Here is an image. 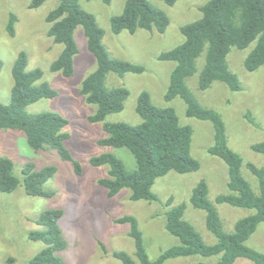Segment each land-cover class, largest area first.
Instances as JSON below:
<instances>
[{
  "label": "rangeland",
  "instance_id": "rangeland-1",
  "mask_svg": "<svg viewBox=\"0 0 264 264\" xmlns=\"http://www.w3.org/2000/svg\"><path fill=\"white\" fill-rule=\"evenodd\" d=\"M210 1L182 0L169 6L159 0H151L154 6L170 17V26L164 34L144 30L135 35L129 32L114 34L112 18L123 13L127 0H113L111 5H105L103 0H82L81 6L96 16L106 33L104 44L114 57L146 68L143 74H127L124 77L109 75L108 86L125 87L130 91V97L124 111L110 115L107 121L141 124L143 119L136 107L140 95L148 92L155 106L174 108L181 124L193 129L192 155L200 162V171L190 174L171 172L157 180L153 192L164 204L171 198L175 206L186 204L185 219L206 244L215 245L218 239L207 228V213L191 204L193 190L201 181L208 183L209 199L217 206L227 233H233L236 223L255 211L217 203L220 195L230 193V178L228 165L209 153L215 144L214 125L210 121L189 117L182 98L166 101L171 75L177 64L158 59L160 54L185 41L181 27L201 20L203 14L200 9ZM32 2L0 0V60L4 63L0 75V103H10L14 86L13 67L19 54L26 52L29 57L28 70L41 68L45 73L42 82H48L58 92L55 99H43L30 105L28 111L32 114L53 112L69 120L65 132L70 135V139L66 147L74 159L81 163L83 173L77 175L73 163L62 160L55 151L33 150L24 132L0 131V158L14 162L15 173L22 181L23 169L28 163H35L39 169L52 165L58 168L55 177L46 184V190L56 192L53 198L29 196L23 183L13 193L0 192V264H31L46 245L31 241L29 235L40 229L36 220L41 214L55 209L65 211L60 225L68 242V248L62 254L68 264H123L114 257L116 252H127L135 257V243L129 236L130 226L116 222L127 215L138 219L149 256L156 260L164 251L180 244V240L166 229V209L163 204L133 202L129 189L110 199L107 190L99 185L101 179L108 177L110 168H97L91 164L94 157L113 153L124 162L127 170L137 169L136 159L128 149L99 145L100 140L107 137L105 122L92 123L89 120L97 113L98 107L89 104L81 95V90L84 80L96 70L97 60L88 49L84 32L80 29L76 36L81 52L76 57L75 75L67 78L52 72L51 66L64 47L55 44L49 37L47 17L58 6L59 0H48L37 9L30 8ZM12 14L18 18L15 36H11L7 29ZM254 47L255 43L245 50L233 48L228 56L229 68L239 77L242 91L234 92L223 82H215L206 91L199 89L206 53L198 60V72L187 80V85L204 107L217 111L223 117L229 146L242 157V174L259 195V180L248 168L250 163L264 168V154L252 150L254 145L264 141V67L254 72L245 67V61ZM248 115L255 119L258 127L251 123ZM248 246L264 253V224L258 227ZM220 258L194 255L170 259L165 264H217ZM235 264L254 263L249 259H239Z\"/></svg>",
  "mask_w": 264,
  "mask_h": 264
},
{
  "label": "trees",
  "instance_id": "trees-1",
  "mask_svg": "<svg viewBox=\"0 0 264 264\" xmlns=\"http://www.w3.org/2000/svg\"><path fill=\"white\" fill-rule=\"evenodd\" d=\"M48 0H33L31 9L40 8ZM82 0H59L58 6L48 15L49 37L55 44L62 45L63 51L52 64L51 71L71 78L76 73V57L80 54L77 32L81 29L87 39L88 49L96 57L97 68L83 82L81 95L98 111L89 118L90 122H105L107 137L100 140L101 147L125 148L135 157L137 169L127 170L124 162L113 153L94 157V167L108 166V177L99 185L105 188L110 199L116 198L123 190L131 191L133 202L147 201L161 203L166 209V229L180 240V244L164 251L158 259L149 256L144 233L135 216L127 215L118 219L119 224L129 225V236L135 243V257L127 252H116L114 257L123 264H165L170 259L200 255L206 258L220 256L217 264H235L240 258L254 264H264V253L248 246L249 240L264 224V168L252 163L250 171L258 178L260 194L242 174L243 159L229 146L226 123L217 111L204 107L187 85V80L198 72V60L206 53V62L200 75L199 89L206 91L215 82H223L234 92L242 91L239 77L228 64L233 48L248 49L255 43L245 61L248 71L264 67V0H211L200 11L203 18L181 27L185 41L178 47L158 56L162 62H175L176 68L165 96L167 102L182 98L187 105V115L201 121H210L215 129V144L209 153L222 159L229 168V194L220 195L218 204L254 210L255 213L240 219L233 233L224 230L217 206L209 199V185L201 181L193 190L191 204L207 213V228L218 239L217 244L208 245L196 229L185 219L186 204L174 205V199L165 204L153 192L159 178L171 172L190 174L200 171V162L192 155L193 129L181 124L176 110L172 107L159 108L152 102L151 95L143 92L136 111L143 119L139 125L108 122L110 115L124 111L130 91L125 87L110 88V74L124 77L127 74H143L146 68L114 57L104 44L105 31L96 16L81 6ZM92 1V0H89ZM169 6L182 0H159ZM113 0H103L111 5ZM18 18L10 16L7 29L15 36ZM171 23L170 17L153 5L151 0H127L122 14L112 18V31L116 35L129 32L135 35L144 30L164 34ZM29 57L21 52L13 67L14 86L8 105L0 103V131L19 130L26 134L28 145L36 152L55 151L66 162L73 163L77 175H82L81 163L74 159L66 147L70 135L65 132L69 120L60 114L44 112L32 114L28 107L43 99H55L58 92L48 82H42L41 68L29 71ZM4 63L0 60V75ZM251 123L259 125L248 115ZM264 154V141L252 147ZM58 172L56 166L37 168L28 163L23 169V181L15 173L11 159L0 158V192L13 193L23 183L27 195L53 198L56 192L46 190V184ZM65 211L48 210L36 220L39 230L30 233L33 242H43L46 247L35 256L31 264H68L62 254L68 248L60 225ZM205 264V263H198Z\"/></svg>",
  "mask_w": 264,
  "mask_h": 264
},
{
  "label": "crops",
  "instance_id": "crops-1",
  "mask_svg": "<svg viewBox=\"0 0 264 264\" xmlns=\"http://www.w3.org/2000/svg\"><path fill=\"white\" fill-rule=\"evenodd\" d=\"M240 259H245V258H240Z\"/></svg>",
  "mask_w": 264,
  "mask_h": 264
}]
</instances>
